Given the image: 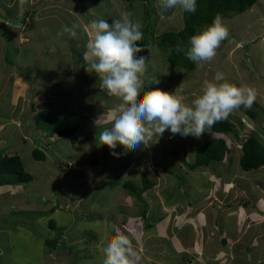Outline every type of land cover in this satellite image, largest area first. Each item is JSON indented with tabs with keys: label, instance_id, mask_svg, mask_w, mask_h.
Listing matches in <instances>:
<instances>
[{
	"label": "rangeland",
	"instance_id": "rangeland-1",
	"mask_svg": "<svg viewBox=\"0 0 264 264\" xmlns=\"http://www.w3.org/2000/svg\"><path fill=\"white\" fill-rule=\"evenodd\" d=\"M127 2L79 0L78 7L73 8L82 14L84 21L106 19L109 24L112 19L119 18V11L126 10L133 13L132 19L140 21L144 30L149 28L145 23L149 12L154 26L149 30L153 29L155 36L183 29V12L163 10L160 0L156 3V14H153V1L151 7L144 5V1ZM16 9L14 5L5 10L7 14L15 15ZM65 15L58 12L50 20L47 17L44 27L38 21L39 17H35L28 23V33L39 37L41 32L46 41L36 39L30 43L36 53L29 51L30 47L17 50L20 54L24 52L25 58L19 57L24 74L42 75L49 81L54 78L62 83L54 91L52 84L47 87L45 82L44 86L37 87L47 99V91L55 94H48L52 101L41 107L45 117L42 131L49 137L41 131L32 134L31 120L23 123L21 119V130L13 124L19 121L16 114L19 110L13 107L10 91L5 93V103L0 104V111L9 115L5 131L0 134V154L20 156L26 171L33 176L28 184L14 185L9 182L10 176H2L0 180V264H101L102 240L116 231L130 237L142 264H159L155 262L157 257L149 262L146 260L149 250L162 251L164 248L172 258V245L176 242L171 235L176 234L175 228L189 227V231H194L196 225H204L207 214L211 213H220L222 224L229 222L233 226L232 233L226 230L231 234L228 237L230 245L240 243L246 235L253 251L260 247L264 249V168L245 172L240 166V147L245 139L251 133L264 137V0H259L242 14L223 18L229 38L222 42L213 61L196 64L192 72L170 66L166 53L156 45L145 55L141 96L143 91L160 89L182 96L190 103L194 94H199L203 81H215L217 76L222 77L218 82L253 87L256 99L251 108L242 106L227 119L235 125L236 134H217L206 128L197 138L173 136L166 130L134 151H125L120 145L114 150L109 149L96 140L99 131L107 126L96 128L93 124L101 117L100 123L110 125L107 113L118 101L100 90L95 75L85 70L82 73L78 68L88 32H80L79 40H70L67 35L57 38L61 26L71 24ZM58 16L59 20L56 19ZM70 21L73 23L72 19ZM55 43L63 48L62 53L50 52ZM2 49L0 47L1 54ZM30 82L35 83L34 80ZM44 101L41 99L38 103ZM251 109L257 113L256 121L247 114ZM66 126L78 129L77 144L74 145L69 137L51 138L53 131L60 132ZM25 137L29 140L24 141ZM219 139H225L229 147L227 165L216 162L213 167L198 169L192 175L184 173L185 162L195 160L198 142ZM37 148L44 152L46 160L38 161L32 156ZM167 166H170V172ZM214 169L216 172L218 169L220 175ZM117 174L122 184L131 181L140 192L144 188L143 175L157 185L146 192L147 197L142 202L137 196H128L129 192L121 185L112 186ZM221 193L223 197H219ZM148 196L154 200L149 201ZM189 201L193 202L192 206ZM146 210L151 213L146 214ZM193 211L197 212L196 216H192ZM50 221L56 227L52 228ZM145 225L152 227L143 230ZM211 246L209 244L210 251ZM261 252L264 250L258 254ZM247 258L253 260V255ZM217 259L220 264L228 263L227 257ZM172 261L175 263L177 259Z\"/></svg>",
	"mask_w": 264,
	"mask_h": 264
},
{
	"label": "clouds",
	"instance_id": "clouds-1",
	"mask_svg": "<svg viewBox=\"0 0 264 264\" xmlns=\"http://www.w3.org/2000/svg\"><path fill=\"white\" fill-rule=\"evenodd\" d=\"M19 2L23 5L25 0ZM160 4L165 11L178 9L195 13L197 0H160ZM132 16L133 13L129 11H119V18L112 19L111 24L106 19H98L84 29L89 34L82 54L84 70L98 78L101 91L118 101L107 113L110 125L100 123L101 117L93 124L96 128L107 126L96 135L100 145L113 150L120 145L125 151H134L142 144H148L154 136H161L166 130L173 136L179 134L182 137L192 135L199 138L206 128L227 120L233 111L242 106L251 108L256 99V90L247 84L237 86L229 82H218L222 79L220 76L215 81L205 79L199 94H194L195 98L190 103H186L182 96L160 89L143 91L141 96V78L146 71L147 58L138 54L147 46H139L143 39L142 24L133 20ZM16 27L22 25L17 24ZM81 30L79 22L62 25L57 38L67 35L70 40H79ZM229 35L223 18L217 14L210 25H205L189 38L190 46L185 55L197 65L210 63ZM176 51L179 53L184 50L177 46ZM51 135V138H61L56 132ZM89 135L94 136L92 132ZM261 140L264 141V137ZM145 176L148 177L143 175V180ZM152 188L146 191L142 189V199L147 197L146 192ZM154 199L149 197V201ZM141 221L144 223L143 218ZM100 253L101 264H142V258L132 240L121 231L104 237Z\"/></svg>",
	"mask_w": 264,
	"mask_h": 264
},
{
	"label": "crops",
	"instance_id": "crops-1",
	"mask_svg": "<svg viewBox=\"0 0 264 264\" xmlns=\"http://www.w3.org/2000/svg\"><path fill=\"white\" fill-rule=\"evenodd\" d=\"M110 1H112L114 4L119 3V0ZM123 1L127 2L130 0ZM139 1H144V5H149L148 1ZM152 1L154 8H156V3H158L157 0ZM145 2H147V4ZM71 4H73V6H71ZM14 5L17 6V9L13 11L16 14H7L5 9L12 8ZM78 5L79 0H25V3L23 5L20 4L19 0H5L4 4L1 3L0 0V47L3 48L1 50L2 54L0 53V104L5 103V93L7 90L10 91L13 107L19 110L16 113L19 121L13 122V124L20 130L23 128V124L21 123V119H23V123L24 121H32V125L29 126V128L31 129V133L34 129V132L32 134L38 131V129L35 128L34 124L37 117L41 113V107H46L45 105L47 104V102L52 101L51 95L48 94H54L52 91L56 89L57 85L62 84L54 81V78L49 81L42 75H26L24 74V71H22V67L19 64V57L25 58L23 56L24 52L20 54V51L17 50H28L30 47L31 50L29 51L36 53L37 50H33L30 43L32 44V42H36V39L44 40L40 31L39 37H37V35H35V37L28 33V23L33 22L35 20V17H39L38 21H40L42 23V26L44 27V20L47 17L49 18L48 20H50L54 18L55 15H58V12H63L66 14L65 17L69 20L70 23H72L70 19H72L73 22L81 23V32L86 33L84 29L87 28L90 22L84 21L83 19H81L82 14L79 12H75V9L73 7H78ZM45 11H47V14H45ZM90 13H93V10H91ZM56 19L59 20V16L56 17ZM17 24L22 25V27L17 28ZM3 25H5V27H3ZM43 31H45V29ZM88 35L87 37L89 38ZM52 49L50 50L51 53L53 51L54 53L58 54L62 53L61 51L63 48L58 47L55 43L54 48ZM74 52L76 53L75 49ZM78 68H81L83 73V61L80 63ZM37 77L39 78L37 79ZM30 80H34L35 83H31ZM44 82L47 87L52 84V91H47L48 99L46 98L45 94L40 93L42 92V90H37V87L44 86ZM38 93L40 94L37 95ZM54 95H52V98ZM41 99L45 100L46 103L44 101V103L39 104L38 100ZM20 105L21 108L19 109ZM30 111L33 112L31 113ZM28 112L30 115H27ZM8 116L9 115H5L2 113V111H0V134H3L5 131V121L7 120ZM24 125L26 127V124ZM43 135L48 136L45 132H43ZM25 139H27V141L29 140V138L27 137H25ZM223 196V193H221L219 197ZM196 215L197 212L193 211L192 216ZM221 217L222 216L220 213L218 215H216L215 213L207 214L204 225H202V223L199 226L196 225L194 227V231H189V227L181 230L176 227V234L172 233L171 235L173 236L172 240L176 242L175 246L171 244L172 258H170V254H167L165 249L163 248L162 251L149 250L150 253L146 256V260H148L149 262L151 259H155L157 257L158 260H156L155 262H159V264H199L198 260L200 254V263L201 261H203L205 264H220V260L217 259L219 256L228 258V263L224 264H264V253L261 252V254H258L260 250L263 251L264 249L260 247V250L253 251V248L250 247L251 243L249 241V238H245L246 235L243 236L240 243H236L235 245L229 244L228 237L231 234L227 231L232 233L233 226H231L229 222H227V225L222 224L223 219H221ZM222 238L226 239L227 242H225V244L221 242ZM221 243H223V245ZM209 244H212V251L209 250ZM161 245H166V243H162ZM247 247L249 248V250H247ZM250 255H253V260L247 258ZM175 259H177V262L174 263L172 260Z\"/></svg>",
	"mask_w": 264,
	"mask_h": 264
},
{
	"label": "trees",
	"instance_id": "trees-1",
	"mask_svg": "<svg viewBox=\"0 0 264 264\" xmlns=\"http://www.w3.org/2000/svg\"><path fill=\"white\" fill-rule=\"evenodd\" d=\"M145 1H148L150 5L147 6L151 7L152 0ZM258 1L259 0H197L195 13L183 12V29L178 32L165 33L161 36H155L153 29L151 31L149 30L150 27L154 26L152 22L153 18L149 16L150 13L148 12V17L145 23L149 25V28L145 30L142 29L144 36L143 39L139 42L140 47H144L145 45L147 47L138 55L145 56L150 52L151 48L156 45L164 53H166V60L170 66H172L173 68L176 67L180 71L184 69L187 72H192L194 69H196V64L188 59L185 55V52L190 46L189 38L201 31L205 25H210L213 18L217 14H219L222 18H231L234 14H242L245 11L250 10ZM147 11H149V9ZM155 12L156 10L154 8L153 14H155ZM3 27H5V25H3ZM151 38L153 39L151 40ZM177 46L182 48L184 51L177 53ZM256 107H258L257 103ZM41 113L37 117L34 124L35 128L38 129V131H42L45 129L43 125L45 117ZM247 114L249 115V118L251 120L256 121V111L251 109L247 111ZM211 129L217 134L225 135H229L230 133H233L235 135L237 132L235 125L229 120L219 121L215 123L211 127ZM77 130L78 129L76 127L66 126L60 132H53H56L60 137H69L71 142L75 145L79 140ZM241 149L242 154L240 157V166L243 171L250 172L253 170L264 168V141L261 140V136H257L256 134L251 133L250 136L241 144ZM228 153L229 147L225 139L198 142L196 144L195 160L193 163L185 162L184 165L187 167V169L186 171H184V173L192 175L198 169L213 167L214 163L216 162L227 165L226 159ZM32 156L38 161L46 160L44 152L39 148L34 149ZM169 168L167 166V170ZM168 172H170V170H168ZM216 173L217 175H220L218 169ZM118 175L119 174L114 177L115 179L112 183V186L121 185V187L125 191L129 192V195L137 196L138 199L142 202L144 201L141 196L142 192L144 190L146 191L148 188H152L155 186V182L145 176V187L144 190H141L140 192L138 187L131 181H127L122 184ZM2 176H10L9 182L14 185L28 184L33 180V176L26 171L24 163L20 156L4 155L3 153L0 154V180ZM189 204L192 206L193 202L189 201ZM147 213H149V211L146 210V214ZM50 226L52 228L56 227L53 221H50ZM151 227V225L145 226V228ZM222 242L225 244V242L227 241L226 239H223ZM49 243L51 244V242ZM247 250H249L248 247Z\"/></svg>",
	"mask_w": 264,
	"mask_h": 264
}]
</instances>
